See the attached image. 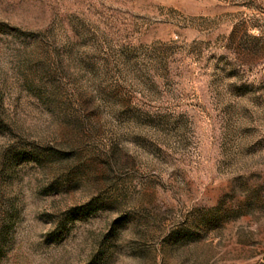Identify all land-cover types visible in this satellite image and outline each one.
Wrapping results in <instances>:
<instances>
[{"label": "rangeland", "instance_id": "1", "mask_svg": "<svg viewBox=\"0 0 264 264\" xmlns=\"http://www.w3.org/2000/svg\"><path fill=\"white\" fill-rule=\"evenodd\" d=\"M0 264H264V0H0Z\"/></svg>", "mask_w": 264, "mask_h": 264}]
</instances>
